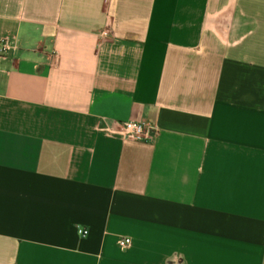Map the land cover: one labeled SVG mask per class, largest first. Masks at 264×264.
Here are the masks:
<instances>
[{
	"label": "crops",
	"instance_id": "crops-1",
	"mask_svg": "<svg viewBox=\"0 0 264 264\" xmlns=\"http://www.w3.org/2000/svg\"><path fill=\"white\" fill-rule=\"evenodd\" d=\"M7 37L0 264H264V0H0Z\"/></svg>",
	"mask_w": 264,
	"mask_h": 264
},
{
	"label": "built area",
	"instance_id": "built-area-1",
	"mask_svg": "<svg viewBox=\"0 0 264 264\" xmlns=\"http://www.w3.org/2000/svg\"><path fill=\"white\" fill-rule=\"evenodd\" d=\"M11 43L12 40L8 37L0 40V53H5L9 49ZM107 131L120 135L143 136L148 133L149 127L137 120H127L123 122L120 127H107ZM78 232L85 236L89 231L87 228L79 227ZM131 242L132 240L128 236L121 237L119 240V244L124 247L131 244Z\"/></svg>",
	"mask_w": 264,
	"mask_h": 264
}]
</instances>
